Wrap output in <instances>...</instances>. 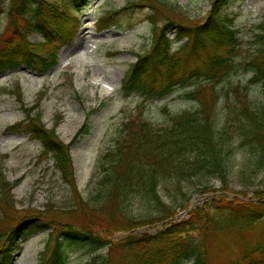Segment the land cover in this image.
Returning <instances> with one entry per match:
<instances>
[{"label": "trees", "instance_id": "16d2710c", "mask_svg": "<svg viewBox=\"0 0 264 264\" xmlns=\"http://www.w3.org/2000/svg\"><path fill=\"white\" fill-rule=\"evenodd\" d=\"M73 1L83 9L91 0ZM145 1L162 15L160 5L169 6L165 0ZM232 1L210 0L204 22L193 25L167 16L161 22L154 20V14L149 15L153 42L146 52L137 54L122 79L124 95L157 100L183 89L197 106L170 116L160 127L152 126L141 114L125 121L115 147L104 155L103 188L93 199L86 200L79 192L71 152L78 137L89 132L88 125H83L70 143L63 142L56 129L48 128L35 113L39 104L25 106L18 85L17 97L26 119L10 128L30 132L41 142L44 159L53 158L64 181L73 186L77 201L65 211L70 217L68 223L48 220L54 205L39 211L24 210L15 220V184L0 173V207L9 209L8 222L0 228V264H12L22 240L48 228L52 230L39 264H67L72 246H89L93 251L106 248L84 264H182L190 258L194 264H264V239L256 246H244L235 258L227 257L221 263L214 257L212 246V237L231 233L240 237L264 224V24L258 26L261 31L256 34V48L242 50L238 30L224 14ZM9 13L12 33L7 39L0 38V71L23 64L39 72L55 67L59 51L77 30L78 20L53 0H10ZM114 14L109 11L99 25L110 24ZM174 25L176 35L170 38ZM29 31L40 32L44 40L31 42ZM14 36L22 39L14 42ZM174 41H182L175 51ZM243 71L251 73L247 82L232 81ZM225 81L230 85L220 87ZM256 84L262 86L263 100L253 103L249 94ZM235 142L242 148L241 155L244 152L241 172H249V181L262 174L261 187L252 196L229 188V162ZM199 174L216 175L223 182L221 188L200 187L201 194L223 193L175 220L178 211L162 199L159 184ZM135 202L143 206L145 214L134 213ZM152 224H160L162 229L155 233L140 230ZM118 230L128 234L114 240Z\"/></svg>", "mask_w": 264, "mask_h": 264}, {"label": "rangeland", "instance_id": "374dc122", "mask_svg": "<svg viewBox=\"0 0 264 264\" xmlns=\"http://www.w3.org/2000/svg\"><path fill=\"white\" fill-rule=\"evenodd\" d=\"M53 1H59L78 20V27L59 51L58 64L48 72H39L27 64L0 71V173L15 184V220L22 217L24 210L39 211L47 205H54L47 218L63 224L70 221L65 211L77 201L76 195L73 186L66 183L55 168L53 158L44 159L41 142L33 139L30 132L10 128L26 119V112L17 97L18 85L25 106L39 104L35 113L41 115L48 128L56 129L63 142L70 143L78 130L88 125L89 132L78 137L71 152L73 178L79 192L84 199H93L103 188L100 181L104 155L115 147L125 121L141 114L152 126L160 127L166 125L170 116L194 110L197 106L195 101L187 99L183 89L157 100H143L139 94L124 95L123 77L137 60V54L146 52L153 42V24L149 15L154 14V20L161 22L167 16L190 25L202 23L210 10V0H165L169 6L160 5L164 15L145 0H91L83 9L77 8L73 0ZM131 2L137 3L133 5ZM247 3V0H233L224 11L226 18L232 19V25L238 30L242 50L256 48V34L261 31L258 26L264 24V10L258 14L247 7ZM9 8L10 0H0V38L3 39L9 38L12 33ZM109 11H115V19L107 26L99 25L101 17ZM176 28L174 25L170 30V38L175 37ZM27 37L33 43L44 40L43 34L37 31H29ZM21 39L22 36H14V42ZM79 42V50L73 54V46ZM180 43L174 41L173 48L176 49ZM250 76L249 71H243L232 81L241 79L247 82ZM228 81L220 87H228ZM105 83L113 89L108 88L107 91ZM249 98L253 103L262 101V86L252 85ZM232 147L229 188L243 190L252 196L254 190L261 187L262 174L250 177L249 181V172H241L244 152L241 155L242 148H237L236 142L232 143ZM204 185L221 188L223 182L219 176L199 174L192 178L163 180L158 188L162 199L176 208L177 216L182 217L185 211L223 193L201 194L198 189ZM133 208L137 215L146 213L143 206L136 202ZM8 215L9 209L0 207V228L7 224ZM161 228L160 224H152L140 227V230L157 232ZM50 230L52 228L44 229L23 239L12 257V264H39ZM127 234L118 230L113 239L118 240ZM263 239L264 224L257 225L240 237L236 233L212 237L214 257L217 256L218 263L227 257L235 258L244 246H256ZM105 251L106 248L93 251L89 246H72L67 264H84ZM182 264H194L193 259H184Z\"/></svg>", "mask_w": 264, "mask_h": 264}, {"label": "bare ground", "instance_id": "6f19581e", "mask_svg": "<svg viewBox=\"0 0 264 264\" xmlns=\"http://www.w3.org/2000/svg\"><path fill=\"white\" fill-rule=\"evenodd\" d=\"M249 4L253 7L254 11L258 12V14L264 10V0H249ZM79 46H80V42L76 43L73 46V50H72L73 54L78 52ZM104 87L107 89V91L109 89H113V86H112V88H110V87H108V85L106 83L104 84Z\"/></svg>", "mask_w": 264, "mask_h": 264}, {"label": "water", "instance_id": "95a60500", "mask_svg": "<svg viewBox=\"0 0 264 264\" xmlns=\"http://www.w3.org/2000/svg\"><path fill=\"white\" fill-rule=\"evenodd\" d=\"M247 2H249V0H247ZM248 7V6H247ZM252 8V7H251ZM253 9V8H252Z\"/></svg>", "mask_w": 264, "mask_h": 264}]
</instances>
